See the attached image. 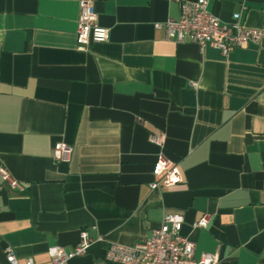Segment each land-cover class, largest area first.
<instances>
[{
	"label": "crops",
	"instance_id": "1",
	"mask_svg": "<svg viewBox=\"0 0 264 264\" xmlns=\"http://www.w3.org/2000/svg\"><path fill=\"white\" fill-rule=\"evenodd\" d=\"M79 1L0 0V167L22 186L0 182V264L6 249L49 264L47 248L81 231L105 243L67 264H114L106 243L143 242L169 214L194 258L264 264V37L222 56L154 27L178 18L176 1L92 0L109 37L82 51ZM207 9L264 34V0ZM56 143L68 162L52 159ZM160 154L181 182L153 189Z\"/></svg>",
	"mask_w": 264,
	"mask_h": 264
},
{
	"label": "built area",
	"instance_id": "2",
	"mask_svg": "<svg viewBox=\"0 0 264 264\" xmlns=\"http://www.w3.org/2000/svg\"><path fill=\"white\" fill-rule=\"evenodd\" d=\"M179 3L177 19H168L154 25L163 30L164 36L174 42L185 39L196 44L200 51L209 47L218 50L222 56L228 55L235 48H242L248 44H258L264 37L263 32L243 27L236 21L222 23L207 9V0L186 2L172 0ZM76 43L78 50H86L91 43H104L108 40V30L98 25L97 14L92 0L79 1V15L76 23ZM195 89L196 84L191 83ZM149 141L162 147L164 135L155 133L149 135ZM72 153L71 146L56 143L52 148V159L55 162L66 163ZM152 174L157 179L151 188H168L181 182L178 168L162 154L158 155ZM0 182L12 190H21L22 186L10 174L0 167ZM209 216H203L193 227L205 228ZM183 217L180 214H169L162 218L158 229L151 232L143 242L126 247L118 244L106 243L105 259L114 264H216V254L203 253L194 258V245L180 235ZM93 243H105L103 238L91 239L86 231L79 233L78 243L71 249L54 245L47 248L49 264H67L72 258L80 256ZM6 264H18L16 257L9 249L5 251ZM23 264H35L32 258H26Z\"/></svg>",
	"mask_w": 264,
	"mask_h": 264
}]
</instances>
